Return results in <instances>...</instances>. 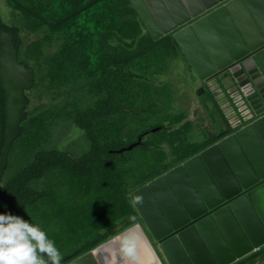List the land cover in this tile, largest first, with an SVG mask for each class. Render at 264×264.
<instances>
[{
    "label": "water",
    "instance_id": "1",
    "mask_svg": "<svg viewBox=\"0 0 264 264\" xmlns=\"http://www.w3.org/2000/svg\"><path fill=\"white\" fill-rule=\"evenodd\" d=\"M130 1L153 39L172 34L199 78L217 77L227 89L244 91L257 113L129 192L143 196L135 228L145 234L159 264H232L264 245V0ZM17 52L11 34L2 31V165L20 132L19 120L27 115L24 90L34 83V70ZM141 142L142 135L112 151ZM110 238L64 264H100L97 253L109 248Z\"/></svg>",
    "mask_w": 264,
    "mask_h": 264
},
{
    "label": "trees",
    "instance_id": "2",
    "mask_svg": "<svg viewBox=\"0 0 264 264\" xmlns=\"http://www.w3.org/2000/svg\"><path fill=\"white\" fill-rule=\"evenodd\" d=\"M7 1L21 13L22 16L19 18L26 28L32 31L47 29L43 36L33 40L25 48V40L21 35L22 28L17 23L4 21L0 8V28L14 30L19 46V59L34 70L35 82L33 86H36L37 80H40L48 83V88H56L61 95L69 91L68 96L60 102L49 104L37 110H41L39 113L43 114L38 119V122L40 121L39 137L42 139L33 144L32 147L25 144V153L22 154L23 168L9 182V196L15 202L14 211L17 214L21 205L25 207L34 204L49 195V191L46 189L48 186L46 188L37 187L33 184L34 181L42 179L53 170H57V176L62 184L82 186L88 183L87 178H91L90 174L94 165L98 161V164L104 161L105 156H111L109 148L113 146L105 141V137L102 136V128L97 124L101 120L114 118L118 115L127 117L125 113L129 111V101H127V96H123L122 92L119 91L127 85L126 79H131L132 83L136 81V78L145 79L144 86L135 87L133 83L131 91L138 94L140 93L139 89H144L148 93V89L154 82V77L152 79V75L148 76L144 72L135 71L126 64L144 48L151 46L155 39L146 30L130 0ZM146 35L151 39L149 44L142 43ZM164 37L169 42L168 46L176 49L178 44L173 35L167 34L161 38ZM55 38L61 39L60 45L53 52L44 53V47L50 45ZM141 43L142 45H140ZM136 47H138L136 51L128 52ZM23 49H25V55L29 59H35L36 63H30L21 57ZM68 59L72 60L71 76L68 77L67 74L65 77L60 76L58 78V73H61L63 66L61 61ZM154 64L155 61L153 60L150 63L147 62L146 66L149 65V71ZM43 67L45 68L44 73H42ZM78 86L83 87L79 88ZM150 94L148 93V95ZM74 97L79 98L82 104H78L69 112H61L62 102L65 103ZM133 97L131 96V102ZM5 98L6 93L3 91L0 81L1 106L4 105ZM34 112H28L22 118L19 137L29 135L35 138L32 136L35 129L33 126H28L35 116ZM61 117L67 118L74 126L81 129L89 140V148L80 155H74L55 146L52 147L47 142V136L43 137L42 132L46 135L50 127ZM158 126L165 127L164 123H160ZM102 139L104 140L102 141ZM140 144L150 145L151 143L142 139ZM146 181H142L131 188ZM131 188L122 189V196L127 206L125 222L116 223L113 221L106 225L103 230L113 228V233H115L119 229H123L125 225H131L130 217L132 215L139 219L138 213L130 203L129 192ZM120 224L121 226L118 228ZM108 226L109 228H107ZM112 234L100 233L93 240L83 241L78 245L75 243L69 251L61 253L64 257L62 261L68 262L105 241ZM258 251L259 249L232 264L249 262L254 259Z\"/></svg>",
    "mask_w": 264,
    "mask_h": 264
},
{
    "label": "rangeland",
    "instance_id": "3",
    "mask_svg": "<svg viewBox=\"0 0 264 264\" xmlns=\"http://www.w3.org/2000/svg\"><path fill=\"white\" fill-rule=\"evenodd\" d=\"M0 7L4 21L17 23L22 28L21 35L25 40V48L47 31L44 28L33 31L26 28L19 18L22 16L21 13L7 0H0ZM149 41L151 39L146 35L142 43L149 44ZM60 43L61 39L55 38L50 45L44 47V53L53 52ZM168 43L167 38H159L126 64L135 71L144 72L148 76L152 75V79L154 77V82L148 89V93L151 94L148 95L147 90L144 89H139L140 93L138 94L131 91L133 83L135 87H141L146 83L145 79L136 78L133 83L131 79H126L127 85L119 91L123 96L126 95L127 101H129V111L125 113L127 117L118 115L114 118L101 120L97 124L102 128V136L105 137V141L113 147L109 148L111 156H105L104 161L99 164L98 161L94 165L90 174L91 178L86 180L88 183L78 187L67 183L62 184L57 176V170H53L42 179L33 182L37 187L46 188L48 186L46 189H48L49 195L34 204L25 206L20 215L33 223H38L55 241L61 253L69 251L75 243L78 245L83 241L93 240L100 233H105L108 229H103L113 221L116 223L125 222L127 206L122 196V189H130L142 181H148L157 173L170 168L180 159L188 157L203 147L204 144H199L200 138L194 133L187 136L184 134L186 137L179 138L177 133L169 135L165 129L152 130L166 119L177 121L180 115L187 111L189 96L194 93L192 90L195 89L194 83L182 73V65L176 58L177 50L169 47ZM137 48L130 49L128 52L132 53ZM24 52L25 49L21 51V57L30 63H36L35 59H29ZM152 60L155 61V64L149 71V65H146ZM71 61V59L61 61L63 66L61 73H58V76L56 74L58 78L65 77L67 74L68 77L71 76L70 70L73 69ZM44 72L45 68L43 67L42 73ZM37 81L38 84L27 91L30 98L28 112H34L49 104L60 102L68 96L69 91L61 95L56 88H48V83L45 81ZM78 87L82 88L83 86ZM199 89L198 94L201 101H205L206 105L207 103L211 104V93L207 87L200 86ZM131 96L135 97L132 98V102ZM78 104H82L81 100L74 97L65 103L62 102L60 110L69 112ZM256 109L258 110V108ZM40 111L34 112L35 116L28 125L35 129L32 134L35 138L29 135L19 137L13 145V156H22L25 153V144L32 147L42 139L39 137L40 131H38V127H40L38 119L43 116L39 113ZM213 111L219 114L216 106H213ZM218 123L219 121L215 119V132L223 128ZM191 126L188 124L187 128ZM199 131L203 133L202 130ZM142 132H146L143 140L152 143L151 146L138 144L123 152L112 151L135 142ZM204 132L206 137L211 135L208 128ZM42 134L43 137L47 136L50 146L69 150L74 155H80L90 145L84 132L63 117L50 127L46 135L43 132ZM168 137H171L172 140H167L166 144L161 143L163 139H169ZM174 141L176 142L174 143ZM94 180L95 183H93ZM258 249L254 259L243 264H264V245Z\"/></svg>",
    "mask_w": 264,
    "mask_h": 264
},
{
    "label": "clouds",
    "instance_id": "4",
    "mask_svg": "<svg viewBox=\"0 0 264 264\" xmlns=\"http://www.w3.org/2000/svg\"><path fill=\"white\" fill-rule=\"evenodd\" d=\"M131 196L133 208L144 203L142 194ZM135 223L117 233L105 243L109 248L101 253L104 264H142L140 233H134ZM63 259L55 241L38 224L11 211L0 212V264H61Z\"/></svg>",
    "mask_w": 264,
    "mask_h": 264
},
{
    "label": "crops",
    "instance_id": "5",
    "mask_svg": "<svg viewBox=\"0 0 264 264\" xmlns=\"http://www.w3.org/2000/svg\"><path fill=\"white\" fill-rule=\"evenodd\" d=\"M176 50L178 53L176 58L179 59L181 65H182L181 66L182 73L185 74V76L192 83H194L196 91H195V89H193L192 91H194V93L189 96L190 99L188 100V105L186 107L187 111H185L182 115H180L178 120L175 122L169 121V119H166L163 122L165 127L161 126L160 129H165V131L169 135L177 133L176 135L179 138L184 137L185 135L187 136L188 134L190 135L191 133H194L197 137L200 138L199 144H204L202 147V148H204V147L208 146L209 144L215 142L217 139L221 138L222 137L221 134H223L227 131L230 133V132L236 130V129H234V127L231 124V120L233 121V119H231V117L233 116V114L235 112L238 111V108H237L238 105L235 102V99H234L235 97H233L230 93V88L227 89V87L220 82V79H218L216 77L215 80H211L209 82V84H206L203 79L199 78V76L197 75V73L195 72L193 67L189 64V61L186 58L185 54L183 53L179 44L177 45ZM200 86L207 87V89L210 91V93H211V104L207 103V105H206V102L201 101V98H199V94H198L199 92L197 91V88L199 90ZM213 106H216L218 108L219 114H217L216 112L213 111ZM215 119H217L219 121L218 124L223 126V128H221L217 132H215V125H214ZM221 121H223V122L221 123ZM188 124H190L192 126L190 128H187ZM207 128H208V132L210 131V133H211V135L209 137H206V133L204 132V130ZM188 130H190V131H188ZM199 130H202L203 133L200 132ZM185 131H187V132L185 133ZM226 134H228V133H226ZM219 136H221V137H219ZM168 138L169 139H163L161 141V143L166 144L167 140H172L171 137H168ZM175 140L177 141V139H175ZM176 141H174V143ZM196 152H198V150ZM193 154L194 153H192L191 155H193ZM191 155H189V156H191ZM185 158H187V157H185ZM185 158L180 159L178 162H181ZM134 188H132V189H134ZM138 221H139V219L136 218L134 215L131 216V225H133L134 223H137ZM131 225H128V226L125 225V227H123V229H119L118 232L113 233L112 236H115L117 233L123 231L124 229H126L127 227H129ZM120 226H121V224L118 226V228H120ZM140 234L142 235V239H141L142 244L145 247L149 248V250H152L154 253V250H153L150 242L147 240L145 234L144 233H140ZM151 243L158 251V248H157L158 244L155 243V241H151ZM155 256H156V254H155ZM96 257H97L96 258L97 262L99 261L100 264L101 263L104 264V260L102 259L101 255H98V253H97ZM159 263L160 262L158 260L156 263H152V264H159ZM142 264H143V261H142Z\"/></svg>",
    "mask_w": 264,
    "mask_h": 264
},
{
    "label": "flooded vegetation",
    "instance_id": "6",
    "mask_svg": "<svg viewBox=\"0 0 264 264\" xmlns=\"http://www.w3.org/2000/svg\"><path fill=\"white\" fill-rule=\"evenodd\" d=\"M4 30L11 34L13 43L15 44V46L18 47V52H17V55H18L19 54V46L17 43V38L14 35V30L13 29L0 28V34ZM18 59H19V55H18ZM34 79H35V73H34ZM211 80H214V79H211ZM211 80H208V81L204 80V82L206 84H209V82ZM0 81H1V79H0ZM34 82H35V80H34ZM1 85H2V82H1ZM2 87H3V85H2ZM32 87H33V85L30 88L24 90V95L28 99V102H27L26 107H25V111L27 114H28V106L30 104V98L27 94V91L29 89H31ZM3 91H5L4 87H3ZM5 93H6V91H5ZM5 105H6V98H5L4 105L3 106L0 105V161H1V158L3 155L4 145H5V140H6V108H5ZM23 117H25V116H23ZM23 117H21L19 120L20 132H19V134L16 135V137L14 138V140L11 143V146L9 148L8 155H7L6 164L2 165L0 162V212L11 211L13 213H16L14 211L15 202L9 196V182L23 168L22 156H18V155L13 156V154H12L14 142L18 139V137L21 134V126H22V118ZM143 133L144 132H142L140 134V135H142V139L144 138V134H145V133L144 134ZM226 133H229V132L227 131V132L221 134V136L225 135ZM221 136H219V137H221ZM67 151H69V150H67ZM69 152H71V151H69ZM15 158H16V160H15ZM23 208H24V206L21 205L20 210L17 214L20 215ZM113 231H114V229L111 228V229L106 230L105 233L109 235V234H112ZM63 259H64V257H63ZM64 262L65 261L61 260V264H64Z\"/></svg>",
    "mask_w": 264,
    "mask_h": 264
},
{
    "label": "built area",
    "instance_id": "7",
    "mask_svg": "<svg viewBox=\"0 0 264 264\" xmlns=\"http://www.w3.org/2000/svg\"><path fill=\"white\" fill-rule=\"evenodd\" d=\"M229 88L231 95L235 97V102L238 105V111L235 112L231 117V119H233V121L231 120V124L234 129H238L240 126H243L244 124L255 118L257 116V113L250 105L246 95L244 94V91H241L239 89L232 90V87Z\"/></svg>",
    "mask_w": 264,
    "mask_h": 264
},
{
    "label": "bare ground",
    "instance_id": "8",
    "mask_svg": "<svg viewBox=\"0 0 264 264\" xmlns=\"http://www.w3.org/2000/svg\"><path fill=\"white\" fill-rule=\"evenodd\" d=\"M133 232L134 233H140V230L137 227V228H134ZM141 249H142L143 264H152V263H156L158 261L157 257L155 256V253H153L152 250H149V248L145 247L142 244V241H141ZM113 264H118V260L115 257H113Z\"/></svg>",
    "mask_w": 264,
    "mask_h": 264
}]
</instances>
